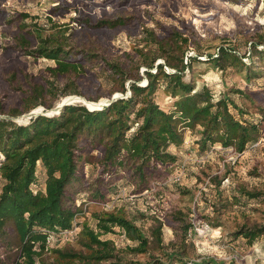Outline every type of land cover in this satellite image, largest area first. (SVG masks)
Instances as JSON below:
<instances>
[{
	"label": "rangeland",
	"instance_id": "obj_1",
	"mask_svg": "<svg viewBox=\"0 0 264 264\" xmlns=\"http://www.w3.org/2000/svg\"><path fill=\"white\" fill-rule=\"evenodd\" d=\"M120 17L122 22L114 26L100 23ZM21 23L25 27L21 28ZM144 27L153 30L159 38H169L174 31L187 37L188 42L183 44L184 64L187 63L181 72L183 79L193 83L195 89L207 86L214 100L221 96L232 99L242 111L230 106L234 116L257 123L260 134L241 153L218 143L201 150L197 144L200 127L185 128L183 144L171 149L176 153L175 166L166 177L156 179L142 191H136L135 184L128 182L123 172L109 178L101 171L97 159L87 161L80 169L87 184L77 183L80 188L76 185L71 195L73 204L84 209L77 228L88 227L101 240L112 242L121 263L165 261L177 252L182 261L195 264H205L211 259L225 264H264V234L251 243L236 235L240 227L264 224V195L255 196L256 192H264V62L251 47V43L264 38V0H0V118L8 117L11 109L23 110L22 98L30 85L39 83L47 87L48 80L56 93L51 108L39 104L11 120L23 124L37 114H57L63 102L95 108L90 110H96V106L90 107L87 102L97 103L101 104L97 109H101L114 97L128 96L132 79L125 81V93L113 92L104 61H118L126 69L137 68L141 76L138 84L144 85L145 71L149 68L137 53L148 49ZM56 30L66 35L75 48L92 53L93 58L84 60V72L78 77L53 78L45 67L53 65V61L35 59L16 45L23 34L34 45L36 39L30 31L45 36ZM219 47L235 48L238 55L246 53L242 61L250 70L225 58L219 59L224 67L207 60L209 55L216 56ZM258 48L264 49V44ZM155 53L152 51L149 56ZM158 63H164V58H157L154 65ZM154 69L155 66L150 70ZM164 69L174 71L165 65ZM258 69L259 73L253 74ZM66 84L80 94L68 93ZM164 84L158 83L153 96L168 111L173 109L175 98L164 91ZM238 90L243 93L235 92ZM45 99L49 100L48 95ZM37 173L39 178L43 177ZM100 175L105 180L116 179L109 188L96 183L104 194L101 203L87 198ZM2 183L0 178V190ZM177 210L185 214L190 224L186 234L171 217ZM101 212H117L133 219L149 238L148 250L132 251L137 241L130 239L120 226H112L108 231L100 228L97 214ZM204 224L209 225V231H202ZM157 225H161L159 242L152 236ZM7 237L11 248L0 242V256L20 258V245L13 233L8 231ZM47 245L43 253L33 256L34 264L57 260L59 255L53 249L88 251L77 239L55 240ZM112 261L115 258L102 260L100 264ZM20 264L27 261L22 257Z\"/></svg>",
	"mask_w": 264,
	"mask_h": 264
},
{
	"label": "trees",
	"instance_id": "obj_2",
	"mask_svg": "<svg viewBox=\"0 0 264 264\" xmlns=\"http://www.w3.org/2000/svg\"><path fill=\"white\" fill-rule=\"evenodd\" d=\"M121 20L122 17L100 23L114 26L120 24ZM19 26L23 28L25 23ZM30 32L36 39L34 45L24 34L18 37L16 45L35 59L53 61V65L45 67L55 79L60 76L78 77L84 72V60L93 58L91 51L75 48L59 30L45 36L36 31ZM143 33L148 49H140L137 53L142 63L149 68L145 71L144 85L138 84L141 76L137 68L131 66L126 69L118 61H104V71L112 82L113 92L125 93V81L132 79L128 96L113 99L101 109L90 110L78 103L66 104L57 114H37L27 123L19 124L11 120L39 104L51 108L50 103L56 93L52 81L48 80L47 87L39 83L30 85L29 92L22 98L23 110L11 109L8 117L0 118V178L3 180L0 190V242L10 249L7 233L12 232L16 243L20 245L19 256L27 264H34L33 256L46 250V237L50 232L70 229L74 222H81L79 218L84 209L73 204L71 195L76 185H82V182L87 184L80 171L87 161L97 159L101 171L107 173L109 178L123 172L125 179L135 184L136 191H142L156 179L166 177L170 168L175 166L176 153L171 149L183 144L185 128L194 130L200 127L197 144L201 150L218 143L241 153L247 144L258 139L259 125L235 117L230 106L242 111L232 99L221 96L214 100L207 86L195 89L193 83L183 79L181 72L187 64H184L183 44L188 42L187 37L174 31L169 38H159L147 27L143 28ZM261 44H264L262 37L251 43V47L252 52L264 62V49L258 48ZM177 50L179 53H175ZM152 51L156 53L150 57ZM245 54L238 55L235 48L219 47L216 56L209 55L207 60L224 67L220 65L219 59L225 58L231 64L250 70L242 61ZM248 56L253 57L250 52ZM160 57L164 58V63L154 65ZM132 60L133 56L131 63ZM164 65L174 71H166ZM153 66L155 69L151 71ZM258 73L259 69L253 71V74ZM249 76H246L247 79ZM13 78L14 75L11 76ZM160 81L165 83L164 91L175 98L173 109L168 111L154 100L153 95ZM66 85L69 87L68 93L80 94ZM46 95L49 100L45 99ZM37 172L43 177L39 178ZM115 180L98 176L94 190L87 195L88 200L103 202L104 194L97 189L96 183H104L109 188ZM260 194L264 195V192H256L255 196ZM171 217L186 234L190 224L185 214L177 210ZM97 218L104 231L112 230L115 225L120 226L130 239L137 241L132 251L148 250L149 238L133 219L117 212H101ZM78 229L75 230L74 239L79 240L87 252L53 249L59 258L49 263L41 261V264H100V261L111 258H115V261L108 264H143L121 263L115 256L112 242L101 240L88 227ZM262 234L264 224L240 227L236 232L249 243ZM152 236L156 242L160 241L161 225L153 228ZM20 258L0 256V264H20ZM176 259L183 264H195L188 260L182 261L181 254L177 252L171 253L165 261L155 259L152 263L144 264H173ZM206 262L225 264L212 259Z\"/></svg>",
	"mask_w": 264,
	"mask_h": 264
},
{
	"label": "built area",
	"instance_id": "obj_3",
	"mask_svg": "<svg viewBox=\"0 0 264 264\" xmlns=\"http://www.w3.org/2000/svg\"><path fill=\"white\" fill-rule=\"evenodd\" d=\"M178 179L179 178L177 177L176 180H178ZM76 229H77V224L74 222L72 228H70V229H65V230H62L59 232H55V233L50 232L46 237V242L50 243L51 241H55V240L56 241H58V240L59 241L60 240L66 241L67 239H74ZM209 229H210V227L207 224H204L202 227L203 232L209 231ZM51 238H53V240ZM173 264H183V263L176 261Z\"/></svg>",
	"mask_w": 264,
	"mask_h": 264
},
{
	"label": "water",
	"instance_id": "obj_4",
	"mask_svg": "<svg viewBox=\"0 0 264 264\" xmlns=\"http://www.w3.org/2000/svg\"><path fill=\"white\" fill-rule=\"evenodd\" d=\"M117 97H114L113 99H116ZM113 99H111V100H113ZM109 103V102H108ZM107 103V104H108ZM65 104H69V103H65V102H63V103H61V105L60 106H63V105H65ZM94 105V104H93ZM95 106H99V107H96V109L97 108H100V106H101V104L100 105H95ZM90 108V107H89ZM90 109H95V108H90Z\"/></svg>",
	"mask_w": 264,
	"mask_h": 264
},
{
	"label": "bare ground",
	"instance_id": "obj_5",
	"mask_svg": "<svg viewBox=\"0 0 264 264\" xmlns=\"http://www.w3.org/2000/svg\"><path fill=\"white\" fill-rule=\"evenodd\" d=\"M77 97H78V96H77ZM82 99H83V98H82ZM82 99H80V100H82ZM72 100H73V99H72ZM78 100H79V99H78ZM99 100H100V99H99ZM84 101H85V100H84ZM101 102H102V101H101ZM87 103H88V105H89L90 107H91V106L94 107V105H99V104H97V103H96V104L93 103L94 105H93L91 102H87ZM102 103H103V102H102ZM96 107H99V106H96ZM36 110H37V109H36Z\"/></svg>",
	"mask_w": 264,
	"mask_h": 264
}]
</instances>
